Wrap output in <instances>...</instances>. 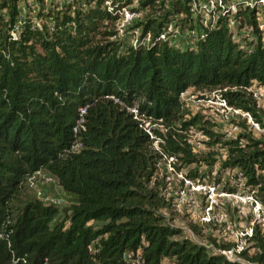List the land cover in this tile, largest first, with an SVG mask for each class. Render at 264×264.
<instances>
[{"label":"trees","instance_id":"trees-1","mask_svg":"<svg viewBox=\"0 0 264 264\" xmlns=\"http://www.w3.org/2000/svg\"><path fill=\"white\" fill-rule=\"evenodd\" d=\"M20 1L0 2V10L6 8L0 14V264H129L126 253L139 256L141 264L167 259L173 264H264V232L258 226L250 248L240 252L242 260L210 251L179 238L183 230L166 223L160 209L167 200L159 186L151 185L164 155L197 160L181 130L204 123L203 117L176 128L184 115L182 94L190 87L219 89L221 99L257 116L248 89L264 85L258 8L241 7L205 26L188 0H173L169 9L164 0H140L142 7L163 13H149L139 23L149 43L123 48L113 40L118 35L114 25L119 10L135 0H110L112 10L105 0H65L56 12L42 13L51 28L27 21L15 38L11 31ZM231 18L252 29L245 44L234 39ZM174 19L197 29L194 45L162 39ZM110 95L128 104L138 101L139 111L162 119L166 132L152 128V138ZM86 105V129L80 132L85 146L72 154L73 129ZM204 128L227 147L224 165L239 169L264 204V138L223 140ZM154 139L161 151L153 147ZM44 168L77 197L68 225L57 221L60 210L53 204L33 199L17 205L26 178ZM91 221L102 224L96 228Z\"/></svg>","mask_w":264,"mask_h":264},{"label":"rangeland","instance_id":"rangeland-1","mask_svg":"<svg viewBox=\"0 0 264 264\" xmlns=\"http://www.w3.org/2000/svg\"><path fill=\"white\" fill-rule=\"evenodd\" d=\"M30 1L34 4L31 12L40 16L42 23L51 28L52 22L43 14L60 9L55 0ZM164 1L166 8H171L173 0ZM251 3L253 0H229L227 7L230 6V9L232 6L235 7L236 11L231 13L233 15L239 8L249 7ZM2 11L5 14L6 8ZM154 12L150 7H142L140 0H135L122 8L119 11L120 18L114 25L118 35L113 40H120L123 48L140 42L149 43L150 35L147 37L143 35V28L139 23L146 20L149 13L154 14L153 16L163 13L161 9ZM181 18L182 14L179 19ZM198 18L205 20L206 23L211 22L209 16L199 15ZM259 20L260 26L264 28V13L260 15ZM232 21H235L234 25ZM229 26L234 33V39L242 44H245L246 38L253 37L252 29L242 27L239 19L231 18ZM2 28L0 23V32H3ZM166 30V38L172 45L181 47L191 45L193 34L188 31L190 29L187 26L180 23V20L171 21ZM248 92V97L253 102L251 105L257 109V116L221 99L219 89L202 91L190 87L185 91L182 94L184 115L177 122L176 128H181L184 120L197 115L203 117L204 123H197L187 130H181L187 135L197 160L193 162L184 160L183 154L179 157L164 155L158 163L151 184L157 190L159 186L158 192L167 200V205L160 209L166 217V223L183 230L179 238H189L206 245L210 251H217L231 259L239 260H242L240 252L252 245L249 238L253 234V229L258 226L264 232V204L256 197V187L249 185L239 169L224 165L228 159L227 147L213 141L204 127L220 134L223 140L241 138V142L245 143L249 141L248 138H264V85L254 83ZM149 128H158L166 132L164 125L153 119L150 120ZM158 141L154 139L153 147L161 151ZM24 185V194L17 205L23 206L33 199H38L44 204H53L60 210L57 221L65 222L67 225L70 223L73 208L78 204L77 197L65 191L54 174L44 168L28 176ZM90 224L99 228L102 223L91 221ZM223 246H230V249H224ZM253 251L252 248L250 252ZM164 264L173 263L167 259Z\"/></svg>","mask_w":264,"mask_h":264},{"label":"built area","instance_id":"built-area-1","mask_svg":"<svg viewBox=\"0 0 264 264\" xmlns=\"http://www.w3.org/2000/svg\"><path fill=\"white\" fill-rule=\"evenodd\" d=\"M47 1V0H45ZM191 8V12L194 14L195 18H198L199 15L205 17H210L209 19L211 22H205V20L201 19V22L205 25L208 26L211 23H214L217 18H219L220 15H225L228 14L230 15L231 13H234L236 11L235 7L232 6L230 9V6L227 7V3L229 0H188ZM53 2V1H52ZM55 2L58 4V7L61 9L65 3V0H55ZM33 2L30 0H21L18 4L20 16L15 23V26L13 30L11 31L12 37H18L20 30L24 27L25 23L29 21L32 27H36L38 29H43L44 24L42 23L41 17L38 16L36 13L31 12V7H32ZM111 1L110 0H105V6L112 10L114 7L111 6ZM250 7H256L259 10V14L262 15L264 13V0H253V3L249 5ZM124 8V7H123ZM120 11V10H119ZM0 14H3L2 9L0 10ZM232 25H234L235 21H232ZM261 29H263V26H261ZM191 31L193 34V38L191 41V45H194L195 40L197 39V36L199 32L197 29L193 30H188ZM167 35V30L165 29L164 32L162 33L161 37L164 40H168L166 38ZM200 35H203V31L201 30ZM111 99H113L116 103L120 104V106L126 108L129 112L133 114V117L140 121V125L143 127L144 130H146L148 133H150L152 138H156L154 135L153 131L151 128H149V123L152 118H148V116L144 113H141L138 109V101H134L133 104H128L125 101L121 100L119 97L115 95H110L107 96ZM88 106H83L80 108V117L77 120L76 125L74 126V133L77 135L75 141L71 144V146L68 149L69 153H79L85 146L83 137L80 135V132L84 131L86 129V114L88 112ZM162 122V119L159 120ZM39 172V171H38ZM37 173V172H36ZM128 256V257H127ZM125 258L130 262H139L140 263V258L139 256L137 259H132L131 254L126 253Z\"/></svg>","mask_w":264,"mask_h":264}]
</instances>
